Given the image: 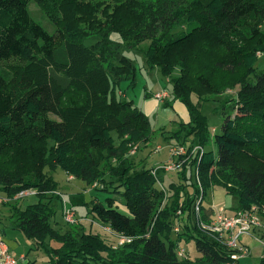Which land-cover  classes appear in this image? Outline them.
<instances>
[{
	"label": "trees",
	"instance_id": "obj_1",
	"mask_svg": "<svg viewBox=\"0 0 264 264\" xmlns=\"http://www.w3.org/2000/svg\"><path fill=\"white\" fill-rule=\"evenodd\" d=\"M32 1L55 25V35L32 19ZM182 25L187 33H172ZM262 26L264 0H0V64L16 62L0 69V192L8 198L38 192L35 204L12 209L16 229L48 254L50 264L235 262L231 250L200 230L194 205L218 186L237 200L235 212H264V74L249 81L264 53ZM91 37L98 41L86 46ZM148 40L141 52L147 65L169 79L173 100L190 119L168 137L162 130L166 140L209 147L207 118L192 97H215L240 86L235 114L222 113L214 141L218 153L189 149L178 183L169 185L170 203L153 169L136 170L125 159L133 147H147L155 132L133 101L118 98L120 84L130 80L133 87L136 80V67L121 50ZM178 67L180 76H172ZM46 169L121 195L128 214L109 198L94 204L92 214L131 242L115 250L84 230L56 232V211L45 195L58 186ZM194 173L202 190L189 183ZM190 186L192 196L186 192ZM180 215L185 232L173 239V219ZM48 240L61 246L52 248ZM192 240L201 257L180 260L179 243Z\"/></svg>",
	"mask_w": 264,
	"mask_h": 264
},
{
	"label": "rangeland",
	"instance_id": "obj_2",
	"mask_svg": "<svg viewBox=\"0 0 264 264\" xmlns=\"http://www.w3.org/2000/svg\"><path fill=\"white\" fill-rule=\"evenodd\" d=\"M28 11L32 19L42 26L45 31L50 35L56 34V27L53 23L49 21L47 16L44 14L38 2L32 1L28 5ZM195 26V25H194ZM261 30L264 31V26L261 27ZM189 31L187 25H182L176 28L172 33L173 34H185ZM111 38L114 41L121 42V38L118 34H112ZM98 41V38L91 37L87 39L85 42L86 46H90ZM150 45V40L143 42L134 50H128L125 47H122L121 54L130 59L135 67H136V80L135 85L133 87L130 86V80L124 81L120 84L118 91H122L124 94V98L128 101H133V103L145 114L143 110L144 96L146 93L152 91H162L161 93H167L169 95L168 99L163 101L164 103H170L174 101L172 84L170 83L169 79L162 76L159 69L155 67H150L147 65L142 51H145L148 46ZM16 64V62H6L0 64V69L8 70L7 66ZM150 70V72H149ZM157 70V71H154ZM264 74V53L258 56V62L255 64V73L249 77V81L255 80V75ZM174 77L180 76V68L178 67L174 74ZM240 86H236L234 89L227 90L224 94L210 97V98H202L198 99L195 95L192 97L193 102L196 104L197 102L201 105V111L203 115L207 118L208 126L210 132L215 129L216 133L211 134L212 143L206 150H211L215 153H218V147L216 145L215 136L221 133V125L223 122V111L227 115H234L235 114V100H236V92L239 90ZM159 94V93H158ZM123 98V97H122ZM120 98V99H122ZM179 102V101H178ZM181 105V104H180ZM182 106V105H181ZM168 107H164L168 109ZM184 107V106H182ZM174 108V107H173ZM185 108V107H184ZM55 116H53L54 118ZM151 118L152 126L156 129V115H153ZM164 121V120H163ZM159 124V123H158ZM172 131H166L164 136H170ZM162 130H158L154 133V137L148 147H143L142 145L133 147L129 153L125 154V159L132 163L136 170L141 169H155L160 168V164L170 158L171 156V146L178 144L174 140H166L162 137ZM116 144L118 145L120 140L117 138V135H114ZM190 141H187L186 144H183L184 147L191 146ZM116 164L115 162H113ZM164 163V164H165ZM160 166V167H157ZM163 166V165H162ZM48 175L53 178V181L57 184V190L52 192L50 191L45 195L48 207L52 210L56 211V216L53 219V227L59 234L65 233H73L74 231H82L84 230L87 233H91L94 235H100L103 240L112 247L113 249L117 250L124 245L121 242L120 238L113 231L109 228V226L104 225L103 223L99 222V220L92 214V207L96 203H106V200L115 199V203L117 208L120 212L128 214V211L125 207L124 200L122 196L119 194L114 193V191L103 192V186L99 184H92L87 185L85 182L73 178L67 175L62 170L58 169L55 172L49 171L46 169ZM172 175L166 174L165 172L159 176L161 186L163 187L164 191L167 192L165 202H171L172 199V192L169 190V185L174 183H178V173H171ZM193 175V174H192ZM192 185L195 183L199 186H202L201 179L198 177V174L194 173L192 181L189 182ZM189 184V185H190ZM160 188V185H158ZM203 188V187H201ZM33 191V190H32ZM188 196H192L194 192V186H190L186 190ZM224 190L221 187L213 186L212 188H208L206 191V197L203 202V213H201L200 222L209 223L211 216H214V212L219 208L216 199H222V193L224 194ZM33 195H28L24 193L23 195L19 194L14 198H8L5 194L0 192V219L1 218H8L13 221L11 212L13 208L24 209L28 205L35 204L37 202L38 192L36 190L33 191ZM226 194V193H225ZM224 194V205L225 208L229 213L235 212L237 208V200L235 198L226 197ZM215 202V203H214ZM221 207V206H220ZM71 214L73 216L72 222H67L65 220V213ZM202 215L206 218V221H202ZM260 216L264 218V214L260 213ZM183 215H180L179 218L173 219L174 223V232H173V239L178 238V236L182 235L185 232V228L183 226ZM14 225H16L14 223ZM177 229V230H176ZM257 231H260L264 234L263 228H255L252 231L251 236H245L241 238L243 244L250 242L249 245H246L250 250V255L246 256L245 258H241L238 264H258L260 260V254L258 251L252 249L253 245L256 243L258 246L261 247V255H264L262 252L264 250V235L260 237L257 234ZM22 235V234H21ZM255 238L257 240H255ZM254 241H253V240ZM185 240V239H184ZM19 242V254L25 253L28 256V260L31 261V264H50V258L48 254L42 250L38 249L35 245L33 250H30L31 244L30 242L22 235L21 238H18ZM131 241H129L130 243ZM50 247L52 248H59L61 243H58L54 240H48ZM127 243V242H125ZM239 245V246H241ZM178 248L185 249L186 258L194 261L201 257L200 252L195 247L194 241L185 242L182 241L179 243ZM230 250V249H229ZM232 254L233 252L230 251ZM14 255V254H13ZM15 256V255H14ZM105 256V255H104ZM16 257V256H15ZM17 258V257H16Z\"/></svg>",
	"mask_w": 264,
	"mask_h": 264
},
{
	"label": "built area",
	"instance_id": "obj_3",
	"mask_svg": "<svg viewBox=\"0 0 264 264\" xmlns=\"http://www.w3.org/2000/svg\"><path fill=\"white\" fill-rule=\"evenodd\" d=\"M168 97L169 95L167 93H159L156 95V98L161 102L168 99ZM215 133L216 130L213 129L211 131L212 136ZM190 148H192V154L198 151L202 154L206 150L199 145H196L194 147H184L182 144H176L174 146H171V156L169 158V161H167V163L160 168H155L152 170V174L157 179L158 185H160V188L162 190L164 189L161 186L158 171H163L165 173H179ZM33 191L28 190L22 192L21 194L23 195L24 193H27L28 195H33ZM201 209L202 197L194 205V212L199 223V228L202 232L210 235L215 241L233 252V254H231V259L235 262L231 264H237L236 261H239L241 258H245L246 256L250 255V250L248 249L246 244L245 246L241 245L243 244L241 238L245 236H251V233L255 228L264 229V218L260 216V212L258 210L254 209L250 212L236 211L233 213H229L227 209L222 206L214 212V216H211L210 222L206 224L200 222ZM262 213L264 214V212ZM178 214H180V212ZM65 220L68 223L72 222L73 216L66 212ZM116 235L118 236V238H120L122 243L130 241L129 238H126L119 234ZM176 254L180 260L186 258L185 249L178 248L176 250ZM19 262L20 260L13 254L9 253L8 250H3L2 252H0V264H19Z\"/></svg>",
	"mask_w": 264,
	"mask_h": 264
},
{
	"label": "crops",
	"instance_id": "obj_4",
	"mask_svg": "<svg viewBox=\"0 0 264 264\" xmlns=\"http://www.w3.org/2000/svg\"><path fill=\"white\" fill-rule=\"evenodd\" d=\"M154 71H157V70H154ZM149 72H150V70H149ZM161 92L162 91H152V92L146 93L144 96V102L145 103L143 104L142 107H143V110L145 111V115L148 117V119L150 121L151 126H152V122H151L150 117H152L153 115H156V129L152 126L153 131L156 132L159 129L160 130L165 129L166 131H173L177 128V126L180 123H188L190 119H189V114H188L186 107L178 101H172L169 103L170 107L168 109L164 108L163 103L156 98V95L158 93H161ZM124 95H126V94H124L122 91H118V98L120 99L123 97L120 100H126L124 98ZM180 104L182 106H184L185 108L182 107ZM162 137L165 139L164 136H162ZM167 161H169V159ZM167 161H166V163H167ZM164 163L160 164V166L166 164V163L165 164ZM160 166H157V167H160ZM162 173H163V171H161V173H159V176H161ZM166 174L172 175L171 173H166ZM224 194H225V192H224ZM224 194L222 193V199H220V200L216 199V202L218 203L219 208H220V206L225 207L224 202H223V199L225 197ZM21 234L22 233L16 229L13 221L10 219L9 216H8V218H1L0 219V243H1L0 244V252H2L3 250H8L9 253L14 254L20 260L19 264H31V261L28 260V256L25 255L24 252L19 254L18 238L22 237L23 234L22 235ZM257 234L260 235V237H261V235L262 236L264 235L260 231H257ZM255 240H257V239L255 238ZM29 242H30V244L33 243L32 241H29ZM249 243L250 242H247L245 244L249 245ZM34 248H35V245H32L30 250H33ZM252 249L259 252L260 259L264 256V255H261V250H260L261 247L258 246L256 243L253 245ZM250 250H251V247H250ZM262 252L264 253V250Z\"/></svg>",
	"mask_w": 264,
	"mask_h": 264
},
{
	"label": "bare ground",
	"instance_id": "obj_5",
	"mask_svg": "<svg viewBox=\"0 0 264 264\" xmlns=\"http://www.w3.org/2000/svg\"><path fill=\"white\" fill-rule=\"evenodd\" d=\"M204 202V200L202 199V203Z\"/></svg>",
	"mask_w": 264,
	"mask_h": 264
}]
</instances>
